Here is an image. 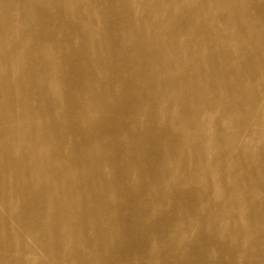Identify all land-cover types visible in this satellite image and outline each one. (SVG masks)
Segmentation results:
<instances>
[{
    "label": "bare ground",
    "instance_id": "bare-ground-1",
    "mask_svg": "<svg viewBox=\"0 0 264 264\" xmlns=\"http://www.w3.org/2000/svg\"><path fill=\"white\" fill-rule=\"evenodd\" d=\"M144 1L137 19L162 14L163 31L124 43L112 24L134 19L116 0H0V210L19 211L15 228L0 213V264H264V89L228 72L261 69L264 85V0ZM232 38L243 58L259 39L260 58L235 64ZM193 48L207 57L174 60Z\"/></svg>",
    "mask_w": 264,
    "mask_h": 264
},
{
    "label": "rangeland",
    "instance_id": "rangeland-1",
    "mask_svg": "<svg viewBox=\"0 0 264 264\" xmlns=\"http://www.w3.org/2000/svg\"><path fill=\"white\" fill-rule=\"evenodd\" d=\"M81 1L84 2V3H90L91 2V0H81ZM124 1L120 0V2H119V0H116L117 6H118V9H119V13L125 19L130 18L128 15L131 14L133 19H134V22L133 23L125 22L124 24H119L118 22L117 23L113 22L112 28H111V34L109 35V38H114L115 37L117 39L123 40L124 43H127L130 39H133V40L135 39L136 40V39L141 38L140 34H136L135 32H133L131 30L132 27H137V28L143 29L144 32H145V35H146L145 37H147L148 39H151V38H149L150 36L154 37L156 35H159L161 33V31H163L162 30V26H161V24L159 22L161 20H166L167 17L162 16V14H160L159 17H158L157 22L152 23V24H150V23L143 24V22H141L138 19H140L141 16L145 13V5H144L145 1L144 0H127V1L124 0ZM189 1H194V0H189ZM92 6L94 7V12L96 14V16H92V17L96 19V23H95L96 26L100 27L101 26L100 20L102 19L103 13H104V11H108V10H106L107 8L105 7V6H107V4L105 2H103V1L101 2V4L99 2L95 3V1H93L92 2ZM147 7L148 6H146V8ZM174 9L177 10L176 7H174ZM211 10L213 12L215 11L214 8H211ZM119 13L116 10H112L111 12H109L108 15L111 18V20H114V21L118 20L119 21V19L121 17L119 15ZM15 18H19V16H15ZM173 19H174L175 27H183V28L187 29V31H188V26H189L188 23L180 24L179 21L177 20V17H175ZM202 20L203 19L201 17H199L197 14H196L195 17H192V21L195 22V23H198V24H200L202 22ZM259 23H261V22H257L256 24H259ZM61 24L64 26L65 29H67V30L69 29L68 18H64L63 21L61 22ZM217 27L219 29L223 28V26L221 24H219V23L217 24ZM187 31L186 32H182V34L187 35L188 34ZM226 32L228 34L231 33V31H228V30ZM14 33L17 35V37H19L20 35L23 34L21 31H14ZM166 34H168V35L165 37V39H176L178 41V40H181V38H182L175 32H169V33H166ZM58 39H59V37H58ZM96 39H98V40L101 39V41L103 43H106V41L108 40L107 37L100 38L99 35H97ZM67 41L68 42L65 44L67 52H69L71 50V45H73L75 47H79V45L82 42L81 38H79L78 36H73V37L69 36L67 38ZM242 42L245 45V46H242V47L246 48L251 53L248 56H246L245 58H243L240 55L241 46L239 45V43H237V40L232 38L228 42V45H230V49H231L232 53L235 56V57H233L234 63L235 64H238L240 62L243 63L245 61L244 59H246V60L250 61V62H247L248 64H250L254 60H258L260 58V56H259V54H256L257 53L256 50L259 48V45H260L259 39H257V38H246V41H242ZM237 52H239L240 56L237 54ZM78 55H80V52L78 53ZM113 55L114 56H118V55L121 56L122 54H119V51L115 50V51H113ZM125 55L127 57H130L129 54H125ZM150 55H152L151 51L146 52L144 56H139L137 54L136 60L139 61L141 58H147ZM186 56H190L197 63V62L200 61V59H202L204 57H207V54L206 53L202 54L201 51H198L197 49L193 48V49H189V50L185 49L182 56L173 55V58H174V60L175 59L177 60L176 62L180 63V62L183 61V59ZM216 61H218V60H216ZM2 64L4 66L5 62L3 61ZM211 64H213V63H211ZM230 65L234 66V65L229 63V64L226 65V69H228L230 67ZM11 66H12L11 70L14 73L15 72H20L19 68H17V63H13V64L11 63ZM177 67H179V66H177ZM209 67H211L210 64H208V65L204 64L203 70L208 72ZM141 70H143V72L146 73V74L150 73V71H149V69L147 67H145V68L141 67ZM132 71L133 70L130 68L129 72H132ZM228 72L232 73V74H242L244 72L246 74V76L241 79V82H251L250 83V87H253L255 89H264V85L262 84V81L260 79L261 76L263 75V72L261 71V69L260 70H256V72H254V70L252 68H250L249 66H242V67H238V68H231V69H229ZM109 75H111V73H109ZM162 77L165 78V79L169 78V76H168L166 71H162L161 70V78ZM181 82H184V80L181 81ZM215 82H217V84H219L221 82V80H217ZM195 85H196V87L198 89H200L202 87L203 88L205 87V83H198V84H195ZM131 94L133 96H138L139 95V93H137V92H131ZM259 101H260L261 104H264V100L263 99L260 98ZM260 103H258L257 105H253V108L251 107L253 109V116H255V117L261 116V115L263 116V114H264V111L259 107ZM226 105L228 107L232 106L230 101L226 102ZM166 106H167V104H166ZM174 107H176V105ZM19 108L17 107V110H19ZM117 108H120V110H123L125 108V103L121 104ZM241 108H242V110L238 112L239 115H243V109H245V108H248L250 110V108L248 107V103H246V102H244V104L242 105ZM102 111H97V113L100 114V113H102ZM185 115H187V113H185ZM130 116L131 115H128V112H126L125 116L120 118V119H122V125L127 127V128L130 126V122L128 120L130 118ZM173 116H176V113ZM108 119H109V117H106L105 119H103L101 124H103V126L107 127L108 126ZM118 120H119V118L116 119L115 122H117ZM263 126H264V124H263ZM263 126H259V127L256 128L258 130V132L261 131V128H263ZM99 135L103 139L104 134L103 133H99ZM261 137H264V135H262ZM263 143H264V138H263L261 144H263ZM213 155L214 154L212 152H210L208 154V157H212ZM263 157H264V155H263ZM263 161H264V159H263ZM224 164H225V167H228V168L231 167V165L229 164L228 160L225 161ZM191 167H192V163H191V160L189 159V161L187 163V168L190 169ZM0 213L2 215H4V216H8V222L14 228H15L16 225H19V222H18V218H19V214L18 213H19V211H17V212H9L7 209H3V210H0ZM258 229H260V228H258ZM263 231H264V228H263ZM216 254L217 255H221V256H225L224 253H222L221 251H217ZM196 260H197V258H196Z\"/></svg>",
    "mask_w": 264,
    "mask_h": 264
}]
</instances>
